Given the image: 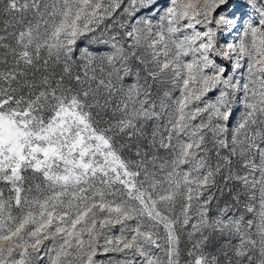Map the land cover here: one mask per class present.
Wrapping results in <instances>:
<instances>
[{"label":"snow or ice","instance_id":"1","mask_svg":"<svg viewBox=\"0 0 264 264\" xmlns=\"http://www.w3.org/2000/svg\"><path fill=\"white\" fill-rule=\"evenodd\" d=\"M0 264H264V0H0Z\"/></svg>","mask_w":264,"mask_h":264}]
</instances>
